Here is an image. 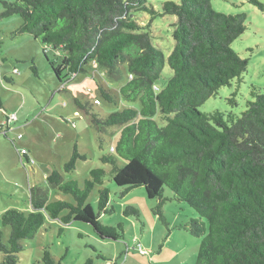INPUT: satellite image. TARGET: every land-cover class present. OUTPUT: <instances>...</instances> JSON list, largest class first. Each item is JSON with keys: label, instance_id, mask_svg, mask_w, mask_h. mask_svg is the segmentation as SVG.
I'll return each instance as SVG.
<instances>
[{"label": "trees", "instance_id": "16d2710c", "mask_svg": "<svg viewBox=\"0 0 264 264\" xmlns=\"http://www.w3.org/2000/svg\"><path fill=\"white\" fill-rule=\"evenodd\" d=\"M0 2V19L13 14L21 17L13 35L28 33L43 44L59 89H66L76 74L86 73L91 62L120 82L117 88L96 82L104 100L128 104L104 117L80 97L74 96L73 102L99 133L108 127L120 128L115 154L100 159L111 165L112 179L123 187V193L143 186L148 198L158 199L153 212L166 227L169 222L162 208L168 199L186 202L197 212V218L179 226L200 238L193 264H264V87L250 90L251 99L239 114L199 110L220 87L230 86L233 79L240 81L247 68L248 58H241L231 48L246 29L245 14L218 12L211 0H165L161 12L147 0ZM134 11L149 13L150 21L141 25L132 15ZM157 15L176 17L171 24L174 45L166 58L173 73L158 91L155 82L165 58L151 41L155 35L150 23ZM32 70L36 74L34 66ZM236 93L228 98L233 106ZM17 136L14 146L21 138ZM27 152L22 156L28 161ZM85 159L74 144L63 171L74 170L77 160ZM119 159L125 163L119 165ZM104 174L102 168H92L80 186L77 180H65L59 170L52 169L45 181L58 191L59 197L53 200H49L47 187L29 186L30 208L12 207L1 215V226L9 233L5 239L0 228V264H17L22 240L33 238L41 228L47 230L48 220L63 224L83 221L100 238L121 239V223L110 226L100 220L101 213L113 211L109 190L102 186ZM95 186H99L97 213L86 203ZM165 187L173 194L169 198L163 195ZM60 193L71 200L61 198ZM123 214L139 216L133 206H127ZM127 252L128 248L123 256ZM104 260L109 261L105 256ZM39 263L60 261L45 248ZM82 264L97 263L88 257Z\"/></svg>", "mask_w": 264, "mask_h": 264}, {"label": "rangeland", "instance_id": "374dc122", "mask_svg": "<svg viewBox=\"0 0 264 264\" xmlns=\"http://www.w3.org/2000/svg\"><path fill=\"white\" fill-rule=\"evenodd\" d=\"M164 1L147 0V4L161 12ZM211 6L226 14H245L246 29L231 43V48L241 58H248V65L240 81L233 79L230 86L220 87L199 106V110H233L239 114L246 101L251 99L250 90L255 87L262 91L264 87V0H211ZM132 15L141 25H146L151 18L143 11H134ZM175 20L174 15H157L150 23L155 35L151 38L152 44L162 51L165 58L161 76L155 82L157 91L173 73L166 58L174 45L171 24ZM20 23L18 14L0 19V99L3 105L0 108V228L4 230V238H7L9 229L1 226V215L12 207L30 208L29 186L47 187L49 200L59 197L58 191L48 187L45 181V175L52 169L59 170L65 180H77L81 186L89 178L90 169L102 168L105 171L102 186L109 190V206L113 211L101 213L100 220L110 226L121 223L123 232L121 239L111 240L100 238L93 227L83 221L71 220L63 224L58 219L48 220L47 230L41 228L33 238L22 240L23 250L17 264H41L39 261L45 248L50 249L60 264H79L88 257L97 264H105L99 254L107 257L110 264L114 259L122 263L125 246L129 249L133 240L138 241L142 233L147 240L152 239V246L140 244L146 250L145 254H140L137 248L131 250V255L142 258L134 264H193L200 238L179 226L190 218H197V212L186 202L168 199L162 208L169 222L166 227L153 212L158 199L148 198L143 186L123 193V187L117 186L112 179L111 165L100 159L103 155L115 154L110 148L114 147L120 128L108 127L99 133L88 116L77 111L73 102L74 96L80 97L91 104L93 112L104 117L128 104L119 102L116 105L104 100L97 91L96 82L113 88H117L120 82L109 77L105 68L91 62L86 73L76 74L66 89H59L60 84L40 40L28 33L12 34ZM47 55L53 56L51 51ZM235 90L237 104L233 106L228 98ZM94 98L99 100L98 104H94ZM132 105L138 106V102ZM11 113L15 114V119L6 127V116ZM18 134L21 138L14 146L13 139ZM74 144L86 159L77 160L74 170L64 172L63 165L70 158ZM19 147L28 151V161L18 153ZM124 163V160H118L119 165ZM98 187H94L86 200L94 213L98 212ZM163 195L169 198L173 194L165 187ZM127 206L136 208L139 216H125L123 210ZM60 227L63 229L58 234ZM1 259L0 253V262Z\"/></svg>", "mask_w": 264, "mask_h": 264}, {"label": "crops", "instance_id": "0c3cea01", "mask_svg": "<svg viewBox=\"0 0 264 264\" xmlns=\"http://www.w3.org/2000/svg\"><path fill=\"white\" fill-rule=\"evenodd\" d=\"M142 242L145 243V244L148 243L150 246H152V239L147 240L146 237L144 236V234L142 233V236L139 238L138 241L137 240L136 241L133 240L132 246L129 247L127 254L125 256H123L122 263L117 261V260H115V259H114L115 261L113 260L112 263L115 262V264H134V263L140 262L139 259H142V258L141 257H137L135 255H131V254H133V253H131V250H136L137 245H140ZM126 247L128 248V246H125V248ZM122 255H123V253H122ZM98 257H100L102 260H104V256L99 254ZM120 257H121V255H120ZM82 263H83V261H80L79 264H82ZM107 263H109V261L105 262V264H107Z\"/></svg>", "mask_w": 264, "mask_h": 264}, {"label": "built area", "instance_id": "2783aa9c", "mask_svg": "<svg viewBox=\"0 0 264 264\" xmlns=\"http://www.w3.org/2000/svg\"><path fill=\"white\" fill-rule=\"evenodd\" d=\"M94 103L98 104L99 103V100L98 99H94ZM14 119H15V114H13V113L7 114L5 124L8 125V123H10ZM17 137L19 138L20 135H18ZM110 150L113 151L114 150V147H111ZM25 152H26V150L23 149V148L19 150V153L20 154H24ZM137 249H138V252L140 254H145L146 253V250H144L143 248H141L140 245H137ZM107 264H110V263H107Z\"/></svg>", "mask_w": 264, "mask_h": 264}, {"label": "clouds", "instance_id": "9594fccd", "mask_svg": "<svg viewBox=\"0 0 264 264\" xmlns=\"http://www.w3.org/2000/svg\"><path fill=\"white\" fill-rule=\"evenodd\" d=\"M95 99V98H94Z\"/></svg>", "mask_w": 264, "mask_h": 264}]
</instances>
